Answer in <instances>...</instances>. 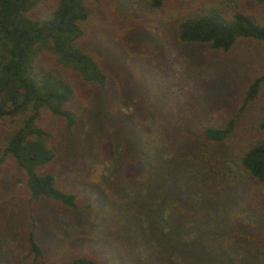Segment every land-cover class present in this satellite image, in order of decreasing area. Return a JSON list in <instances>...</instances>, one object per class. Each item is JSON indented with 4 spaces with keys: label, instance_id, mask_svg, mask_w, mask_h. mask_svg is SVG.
Listing matches in <instances>:
<instances>
[{
    "label": "trees",
    "instance_id": "obj_1",
    "mask_svg": "<svg viewBox=\"0 0 264 264\" xmlns=\"http://www.w3.org/2000/svg\"><path fill=\"white\" fill-rule=\"evenodd\" d=\"M133 1L160 10L168 0ZM40 2L0 0V167L13 161L29 201L69 210L95 205L89 232L104 259L77 248L46 262L31 229L28 264H264V59L233 102L200 107L189 92L185 121L174 119L177 100L144 93L139 121L115 131L107 166L115 183L82 204L53 172L52 133L38 121L45 110L73 128L78 85L107 88L109 77L101 58L81 44L89 0H56L34 16ZM173 29L179 42L217 54L242 40L264 47V21L242 0H196Z\"/></svg>",
    "mask_w": 264,
    "mask_h": 264
},
{
    "label": "rangeland",
    "instance_id": "obj_2",
    "mask_svg": "<svg viewBox=\"0 0 264 264\" xmlns=\"http://www.w3.org/2000/svg\"><path fill=\"white\" fill-rule=\"evenodd\" d=\"M54 1L41 0L34 16L44 15ZM194 1L168 0L162 9L151 10L129 0H89L91 12L81 44L101 58L109 86L78 85L72 102L77 122L71 129L45 110L38 121L52 133L53 172L61 183L79 192L80 203L86 197L93 199L96 192L109 191L115 183L107 170L117 148L115 131L139 121L141 113L136 108L143 106L138 101L144 93H164L171 103L177 100L174 119L185 121L189 92L200 97L194 98L196 104L210 109L235 101L239 86L259 71L264 47L252 40L240 41L225 54L176 40L173 22ZM242 2L264 21V6L254 8L250 0ZM94 210L95 205L69 210L48 200L29 201L22 173L8 159L0 167V264H28L31 229L43 246L46 262L72 256L77 248L95 249V256L103 260L101 242L89 232Z\"/></svg>",
    "mask_w": 264,
    "mask_h": 264
}]
</instances>
